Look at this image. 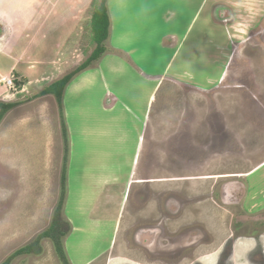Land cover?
I'll return each mask as SVG.
<instances>
[{
  "label": "rangeland",
  "instance_id": "1",
  "mask_svg": "<svg viewBox=\"0 0 264 264\" xmlns=\"http://www.w3.org/2000/svg\"><path fill=\"white\" fill-rule=\"evenodd\" d=\"M100 2H90L83 25L86 31L83 28L72 35L71 41L76 38L77 47H71L70 41L62 48L56 66L41 61L51 60L55 44L64 37V32L54 33L52 41L43 39L45 46L38 42L28 53V57L41 55V64L37 59L32 63L24 57L21 63L25 69L18 66L20 71L10 72L11 63L17 61L0 59V110L2 103L17 104L0 123V264L34 241L54 219L62 196L65 157L62 118L55 97L37 95L56 78L55 71L60 70L63 75L74 71L84 56L86 59L95 51L99 42L92 18ZM170 3L171 0H128L125 12L130 19L135 14L141 32L145 30L142 36L148 34L150 26L157 28L158 33L150 39H140L150 44L152 60L147 65L149 69L146 65L138 67L142 76L128 73L117 76L116 72L109 75L129 106L142 112V120L151 92L155 85L157 88L146 143L134 174L125 176L134 162L139 136L137 119L123 105L116 108L112 105L118 102L115 95L107 94L104 98L106 89L100 74L92 84L87 82L77 89L70 115L65 108L68 127L73 123L81 131V135H73L69 128V182L62 216L64 227H70L62 243L71 264L78 261L73 259L70 245L81 235L68 211L74 158L77 167H82L86 158L91 160L85 171L94 177L85 182L91 197L84 207L85 235L94 237L85 246L87 256L81 252V264H123L122 260L107 256L113 237L117 246L123 239L131 241L130 245L122 242L121 246L129 248L125 251L122 248L120 254L139 260L141 254L134 249L133 242L137 240L133 241V231L139 220L145 222L139 217L148 214L157 217V234L149 243L152 247L155 241L151 248L155 253L149 251L150 256L157 258L161 254L156 264L171 257L155 251L168 247L171 236L186 249L183 264H264V9L257 15H251L253 10L245 11L259 9L264 0H220L219 11L215 9L218 4L211 2L203 27L204 56L190 52L185 57L183 52L174 65H167L169 42L164 40V48L159 41L160 32L171 26H162L156 18L161 16L159 11L163 13L170 8ZM197 19L200 27L201 17ZM11 33L0 23V44ZM15 40L11 37L0 53L10 50ZM20 42L18 45L26 40L22 38ZM42 46L45 52L40 53L37 50ZM108 49L114 51L110 45ZM20 50L17 46L15 52ZM46 68L51 70L44 75ZM92 71L96 67L89 72ZM8 77L15 86L6 83L4 79ZM125 121L129 123L125 151L105 145L110 136L103 129H113L115 133L110 138L117 143V131H122L119 127ZM103 153L112 155L109 169L112 176L104 182L100 175L107 167L92 163ZM138 179L157 182L134 183L127 193L128 181ZM83 184L81 180L74 189L78 191ZM234 189L238 192L232 198ZM165 219H172L169 222L172 234L162 226ZM185 237L188 243H184ZM35 250L40 253L22 254L10 264H63L49 238L42 239Z\"/></svg>",
  "mask_w": 264,
  "mask_h": 264
},
{
  "label": "crops",
  "instance_id": "2",
  "mask_svg": "<svg viewBox=\"0 0 264 264\" xmlns=\"http://www.w3.org/2000/svg\"><path fill=\"white\" fill-rule=\"evenodd\" d=\"M91 1L93 0H0V23L3 25V28H5V30L12 31L10 36L3 40L5 41L4 44H0V48H7L9 39L11 37L16 38L10 50L6 49L5 51L0 53V59H4L8 62L11 60L17 61V63L15 64L11 63L10 72H12L14 69H17L18 66L21 69H25V65L22 64L21 61L24 57H28V53L35 49V45H37L38 42L44 44L45 46L44 42L47 39H50L52 41V39L55 37L54 33L57 34L60 32H64V37H62V39H59V42L55 44V52L51 57V60L45 58L46 60L41 61V63L43 64H48L51 62V64H55L56 66L57 64H59V57L63 54L62 48L66 47L68 43H70L72 35H74V33L78 31L83 30V28L86 31V28L83 27V25L87 22L86 13L91 6ZM211 2H216L218 4L215 9L219 11L221 7V4L219 3L220 0H171L170 8L165 10L163 13L159 11L161 19H159L160 17L158 16L156 17L157 20L161 21L162 26H171L170 29L165 28L164 30H162L160 32L161 37L159 38V41L164 48L166 47L164 44V40H167L169 42L167 43L168 47L166 48H170L171 52L168 58L169 60L167 65H174V63H176L183 52H185V57L190 52L193 53V55L199 54L200 52L203 53L204 56L205 38L203 27L206 23V16H208L207 11L209 10ZM261 2H263V0H261ZM127 4L128 0L107 1L108 11L111 18L110 36L105 41L107 50L102 54L101 58L95 64L77 74L74 79L68 84L64 93V107L68 109L67 104L70 88L72 86L75 87L79 85L80 87H77V89H82V86H85L87 82L92 84L96 75L100 74L106 89L104 98L107 94L115 95L118 98V102L112 105H114V107L116 108L121 104L128 110L130 114H134V117L138 122L137 130H139V136L137 138L138 141L132 168L131 170H128L127 168L125 176H128V174H134V167L137 166V161L138 163L140 161L142 148L147 139V128L150 127L151 114L149 115V113L152 110L151 106L153 104V96L155 95L157 88L155 85V89L153 88L154 90H152L151 92L148 103L146 105V116L145 119L142 120V112H136L135 110H133V107L131 105L129 106V104L124 100L123 96H121V94L123 93L119 94L118 86L115 85L114 81L111 77H109V75H112L114 74L113 72H116L117 76L124 75L123 73H128L129 76L133 74H139L142 76L140 71H138V67L144 68L143 65L147 66L152 60V57L149 50L150 44L147 45L146 42L140 39H150L151 35L158 33L157 28L153 25L150 26V28L146 31L148 34H143V37L141 33L145 30H142L141 32L138 21H135V14H132V18L130 19L125 12ZM232 5L234 4L232 3ZM234 6L238 7V5L236 4ZM236 9L239 10V7ZM263 9L264 4L259 9H255V7L253 9L246 8L245 11L248 12V10H253L251 15H257ZM154 10L152 9V11ZM190 17L192 18L190 19ZM200 17L201 28L198 26L199 22L197 23V21H199L197 18ZM181 27L184 29V31ZM22 38L23 40H26V42L18 45ZM43 39L44 42H42ZM75 41L76 38H74V41H71V47H75V45L77 47V42L75 43ZM109 45L112 47V49H114L113 52L108 49ZM17 46L21 48L19 52H15ZM44 46H42L41 49L38 48L39 50L37 51H40V53L45 52ZM184 48L185 51H183ZM172 49L174 50L172 51ZM14 54L17 56H15ZM67 55L69 56V54ZM84 57L82 58L80 65L89 58L87 57L86 59H84ZM28 58L29 60H31V62L34 59H37L39 62V59H41V55L38 54V57L29 56ZM43 66H46L48 68V65ZM95 67L96 71H92V73H90L89 71H91ZM47 68L43 70L46 71L44 75L47 74V71L51 70H47ZM171 68L172 67L170 66V70ZM17 70L20 71V69ZM185 70L188 71V69ZM60 72V70L55 71L54 76H56V78L51 81L52 83L65 76ZM181 77L185 78L186 76L182 75ZM52 96L54 99L55 96L53 94L45 95L47 99L50 97L52 98ZM65 112L67 116V110H65ZM122 124L123 126H120L119 129L122 130L121 135L124 144L122 149L125 151V144L127 143V126L129 123L125 121L122 122ZM107 128L108 127H105V130H103L107 132ZM155 135H152L151 137L155 138ZM152 180L157 182L156 179ZM134 183H137V180L128 181V192L129 188H131Z\"/></svg>",
  "mask_w": 264,
  "mask_h": 264
},
{
  "label": "trees",
  "instance_id": "3",
  "mask_svg": "<svg viewBox=\"0 0 264 264\" xmlns=\"http://www.w3.org/2000/svg\"><path fill=\"white\" fill-rule=\"evenodd\" d=\"M108 0H101V4L97 8L92 18L93 25L95 27V38L97 42H99L95 51L89 56V58L81 64L77 69L68 73L64 77L59 80L54 81L46 88L41 90L37 97L45 96L48 94H53L58 102L59 111L62 118V135L65 143V157H64V165L62 168V176H61V192L62 196L58 202L56 210L54 212V219L52 220L48 229L40 233L34 241L25 245L18 250H16L3 264H10V262L16 257L22 254H33L36 252V247L39 246L42 239L49 238L54 242L58 255L63 261V264H71L70 259L67 257L66 249L63 247L62 240L64 236H66L70 227L66 229L64 227L65 223L63 222V207L65 204L66 192L68 188V174H69V164H70V131L67 122V116L64 107V93L68 84L74 79V77L80 72L84 71L86 68H89L93 64H95L102 56L103 53L106 52L107 47L105 45V41L110 36V28H111V18L108 11L107 6ZM16 103H2L0 110V123L2 122L4 116L7 112L16 107ZM68 222V221H67ZM69 223V222H68ZM39 254L40 252H36Z\"/></svg>",
  "mask_w": 264,
  "mask_h": 264
},
{
  "label": "bare ground",
  "instance_id": "4",
  "mask_svg": "<svg viewBox=\"0 0 264 264\" xmlns=\"http://www.w3.org/2000/svg\"><path fill=\"white\" fill-rule=\"evenodd\" d=\"M77 87H80V86L79 85H77L75 87L72 86L70 88V90H69L68 104H67L69 115L71 114V112L74 109V107H72V102L74 100L73 97L75 96L74 94L77 91L76 90ZM78 93H79V90H78ZM70 126H71V130H72L73 135H78V134L81 135V131L77 127V125L75 126L73 123H70ZM107 130H108V133H107L108 137L109 136L111 137V136L114 135L115 132H114L113 129L111 130V129L107 128ZM84 132H85V130H84ZM117 134L119 135V137L117 139V143H114L112 141V139L109 137L108 141L105 142V145L106 144H110V148L113 147L114 150H116V149L121 150L122 145H123L121 131L118 130ZM137 153H138V151H137ZM107 155L103 153V154H101L100 157H95V159L92 160V163H96V164H98L100 166H104V168L107 167V169H106L107 171L106 172L102 171L103 173H102V175H100V177H101L100 180H102L103 182L106 181V179H109L112 176L111 171L109 170L110 169L112 155L111 156H110V154H107ZM125 158H126V156H125ZM87 159L88 158H86V163H85V160H84V163L82 164V167L80 165L77 167L76 160H75V158L73 159L72 170H71V180H70V186H72V187H70L71 188V194H70V197H69L70 199H69V203H68V211L70 213V216L73 217L71 220L72 221L74 220L73 223L76 224L75 226H76V229L78 230V233H81L79 238L75 242L71 243V245H70L71 255L74 257L73 259H75V258L77 259L78 264L79 263L81 264L82 253L85 255V257L87 256V253H86V250H85V248H86L85 246L90 243V238L94 237V236H91V235L86 237V235H85L86 234L85 233V231H86V220H85V217H84V214H85L84 207H85V204L89 201V199L91 197L90 196V189H88L89 185L87 183L85 184V182L89 181L93 177L92 175H89L87 173V172H89L88 170H87V172L85 171L86 168H88V166H86V165L91 161V160H87ZM106 163H107V165H105ZM93 175H95V174H93ZM93 179H94V177H93ZM81 180L84 181L83 187L80 188L77 191V190L74 189V187H75L76 183L80 182ZM127 193H128V190H127ZM99 237H102V234L99 235ZM97 240H99V239H97Z\"/></svg>",
  "mask_w": 264,
  "mask_h": 264
},
{
  "label": "flooded vegetation",
  "instance_id": "5",
  "mask_svg": "<svg viewBox=\"0 0 264 264\" xmlns=\"http://www.w3.org/2000/svg\"><path fill=\"white\" fill-rule=\"evenodd\" d=\"M262 40L264 41V36L262 37ZM236 175L237 174L228 175V176L232 177V176H236ZM244 175H246V174H244ZM247 175H249V174H247ZM152 182H155V181L152 180V179H148V180L138 179L137 180V183H152ZM149 186H150V184H149ZM230 190H233V188H230ZM237 192H238L237 189H234V191H232V198L234 197V195L235 196L237 195L236 194ZM139 219H145V222H141L139 220L138 224H136V226H134L135 229L133 231V241H135V240H137V241H136V243L133 242V244H135L134 249L138 253L141 254V258L139 260H136V259H134L131 256H127V255H123V254L121 255L120 254L121 249L123 248L122 251H125L129 247L128 246L127 247L121 246L122 242L126 241L124 239L122 240L120 246H117V242L118 241H115L114 237H113L112 242L110 244V249H108L106 251L107 256H108V254H110L112 259L113 258H115L116 260L120 259V260H122L123 264H131L132 261H133L134 264H139V263L140 264H156L157 262H160V261H157L158 260L157 258H159V259L161 258V254L160 253H163V254H165V255L167 254L168 256H171V257L170 258H164V259H166L168 261L162 259V262H161L162 264H183L185 259H187V258H184V255H185L184 252H185L186 249L183 248V244L179 245L177 241H174L172 239V236H171V239L169 240L170 244H169L168 247L165 246L166 247L165 248L164 246H162V247H158V248L155 249L156 253L160 254L157 258H155L154 255H152V254L150 256L149 251L154 252V249L151 250V248L155 245V241L153 242L154 244H152V247H150L151 244H149V243H152V240L155 238V236L157 234L156 233L157 226H156V223H155L157 217H154V214H152V217H150L149 214H148V215H145L144 217L140 216ZM171 220L172 219H165V223H164V225H162V226H164L165 230H166V228H167V230H169L168 231L169 234L173 233V231H171L172 225H171V223H169ZM239 227H240L239 225H235V228H239ZM174 232H178V230H176ZM161 236H162V234L160 235V237ZM127 237H126V239H127ZM165 237H167V236H164V238ZM182 237L183 236L175 238V240L180 239ZM126 242H128L129 245H130L131 241L128 240ZM186 242L187 241H186V237H185V242L184 243H186ZM114 243H115V245H114ZM147 243H148V247L145 246ZM113 245H114V247H113ZM178 253H179V255H175V254H178ZM142 258H145L147 261L143 262ZM201 259L202 258H199V260H201Z\"/></svg>",
  "mask_w": 264,
  "mask_h": 264
},
{
  "label": "built area",
  "instance_id": "6",
  "mask_svg": "<svg viewBox=\"0 0 264 264\" xmlns=\"http://www.w3.org/2000/svg\"><path fill=\"white\" fill-rule=\"evenodd\" d=\"M4 80L6 81L7 84L15 86L13 79H11L10 77H8V78H6Z\"/></svg>",
  "mask_w": 264,
  "mask_h": 264
}]
</instances>
